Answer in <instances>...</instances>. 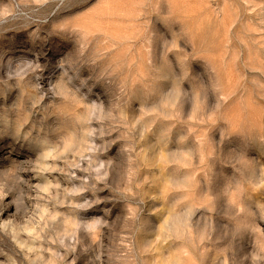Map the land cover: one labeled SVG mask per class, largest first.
<instances>
[{
    "label": "clouds",
    "instance_id": "obj_1",
    "mask_svg": "<svg viewBox=\"0 0 264 264\" xmlns=\"http://www.w3.org/2000/svg\"><path fill=\"white\" fill-rule=\"evenodd\" d=\"M0 264H264V0H0Z\"/></svg>",
    "mask_w": 264,
    "mask_h": 264
}]
</instances>
